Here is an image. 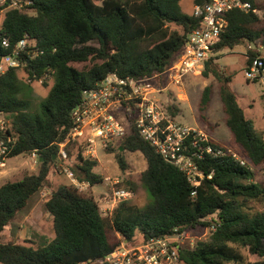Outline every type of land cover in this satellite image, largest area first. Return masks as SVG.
Listing matches in <instances>:
<instances>
[{
  "label": "trees",
  "instance_id": "16d2710c",
  "mask_svg": "<svg viewBox=\"0 0 264 264\" xmlns=\"http://www.w3.org/2000/svg\"><path fill=\"white\" fill-rule=\"evenodd\" d=\"M21 1L31 2L28 8L33 13L8 10L1 33L12 46L25 35L34 38L42 53L29 61L27 72L37 79L53 72L55 82L39 113L33 115L22 95L18 70L10 69L0 77V110L9 114L17 137L9 158L34 151L43 158L37 172L0 186V264H85L104 259L121 240L131 242L137 232L148 239L196 228L211 229L210 236L192 248L181 247L180 264H264V211L247 208L252 201L264 205V182H256L254 172L264 171V139L246 117L229 86L231 79L218 63L224 50L264 42V3L245 0L251 3V10L227 13L216 56L205 63L201 73L220 83L219 96L231 132L228 142L215 145L230 149L246 165L231 154L207 156L201 168L206 174L213 173L212 179H206L192 197L193 188L183 172L164 160L132 127L126 138L106 152L114 156L122 172L129 169L125 152L144 156L147 168L139 179L153 203L140 208L124 202L106 219L90 191L61 185L43 198L44 208L53 218L55 237L34 247L32 241L3 242L2 233L35 194L52 188L50 174L59 145L73 129L72 111L82 101L83 91L112 73L136 80L159 76V84L164 86L167 79L160 77L179 58L188 34L201 27L202 19L183 12L181 0ZM210 1L192 0V5ZM7 53L0 46V56ZM249 62L246 59V65ZM211 97L208 85L202 91L197 116L206 132L210 125L205 112ZM169 111L176 113L174 106ZM74 145L76 154L70 156L75 160L72 169L76 176L100 184L103 177L95 171L98 162L84 158V147L76 142H69L67 149ZM125 183L135 191L129 179Z\"/></svg>",
  "mask_w": 264,
  "mask_h": 264
},
{
  "label": "built area",
  "instance_id": "2783aa9c",
  "mask_svg": "<svg viewBox=\"0 0 264 264\" xmlns=\"http://www.w3.org/2000/svg\"><path fill=\"white\" fill-rule=\"evenodd\" d=\"M31 2L21 0H0V46L9 53L0 56V77L8 70H23L27 83L43 84L53 75L46 72L38 79L27 72L29 61L42 53L37 41L25 35L14 46L9 38L3 36L2 29L6 12L18 9L32 14L28 8ZM234 9L249 11L250 2L245 0H211L204 5H194L192 13L202 19V25L188 34L187 42L179 58L168 68L167 83L159 84V76L136 80L109 74L95 87L83 91L82 101L72 111L73 129L67 140L59 145L55 167L64 174L79 192H89L93 187L89 181H81L70 165L72 159L67 144L76 142L84 147L83 157L100 163L97 148L103 151L117 144L135 127L141 138L155 148L166 161L176 166L185 175L193 188L192 197L206 179L201 161L207 156L218 157L231 154L241 165H246L230 149L216 146L211 135L205 130L186 125L169 111V105L158 95L170 96V87L182 91L184 76H198L207 61L216 56V45L227 26L226 15ZM256 13L260 11L254 10ZM252 53L254 56H249ZM246 65L244 76L248 81L264 82V42L258 40L246 46ZM17 137L13 131L9 114L0 110V171L7 167ZM33 166H38L40 157L36 151L29 155ZM120 176H105L102 183L106 190L96 203L102 217L111 218L116 208L131 199L134 191L121 185ZM191 230L174 232L170 235L134 238L131 242L121 240L120 246L104 259L85 264H178V250L181 247H194L196 239Z\"/></svg>",
  "mask_w": 264,
  "mask_h": 264
},
{
  "label": "rangeland",
  "instance_id": "374dc122",
  "mask_svg": "<svg viewBox=\"0 0 264 264\" xmlns=\"http://www.w3.org/2000/svg\"><path fill=\"white\" fill-rule=\"evenodd\" d=\"M260 4L264 3V0H258ZM180 6L183 12L191 14L193 11L192 0H181ZM258 14H262L261 11ZM173 30L177 29L176 27H171ZM246 46L240 45L235 47L233 50H224L220 53L218 63L220 64L221 70L226 77L231 79L230 88L236 93L237 100L244 110L246 117L252 120L254 127L258 135L264 139V82H252L246 80L244 76V70L246 67V57H245ZM18 75L20 81L23 83L22 95L25 99L29 101L28 111L36 115L39 113V107L41 103L46 99L48 93L55 82L54 75H51L43 84L37 82L27 83L26 74L23 70H18ZM166 78V74L160 77L161 80ZM211 85L212 87V97L210 104L205 112L208 120V130L212 136L220 140L222 143H226L230 139L231 132L226 126V115L223 110V103L219 96V87L220 83L213 78L206 79L201 74L194 76L188 74L184 76L182 82V91L175 92L177 89L175 87H170V90L175 94L167 97L164 95H158L163 102L168 103L169 105L175 106L176 111L178 109L179 121L184 124H197L201 128L203 126L199 123L198 120V105L201 99L203 89ZM184 92V93H183ZM182 93V94H181ZM181 96H180V95ZM179 95V96H178ZM205 130V129H204ZM206 131V130H205ZM208 132V133H209ZM75 148V149H74ZM98 158L100 163H98L95 171L101 176L110 175L118 176L117 174L121 173V170L117 163L115 162L114 156L107 154L106 151H103L100 147L97 148ZM68 153L71 155L76 154V145L72 148H68ZM125 157L127 159L130 173L129 180L133 183L135 187L134 195L127 202L136 205L140 208L147 207L153 203V199L150 194L145 190L142 185L139 176L147 168V163L144 156L140 152H125ZM75 162L74 158L70 160V165ZM75 165V163H74ZM38 166H33L32 160L27 154H20L9 159L7 162V167L0 171V186L7 182H15L22 179L26 174L37 172ZM255 181L264 182V171L255 169ZM50 180L52 182L51 189H44L42 192L51 193L52 190H57L61 185L66 184V178L62 173L55 172V169L52 168L50 174ZM121 185L126 187L125 180L122 181ZM95 192H100L104 189L103 183L97 184L95 187ZM40 195V192L35 194ZM34 195V196H35ZM43 207V210H37L36 216L33 219L34 224L39 227V230L33 229L32 231H37V234L33 236L32 245L37 247L38 245H44L49 241L53 240L54 237H51V232L54 229L52 221L43 218L46 214L43 201L40 204ZM248 210L251 212L264 211V205L257 202H248ZM50 215V214H49ZM51 216V215H50ZM108 218V217H104ZM53 219V218H52ZM110 219V218H108ZM40 227L42 230L40 231ZM55 233V232H54ZM211 229L208 228H196L190 231V234L196 239L206 240L209 238ZM13 233L12 240L5 239L2 236V241L10 240L17 242L16 236ZM136 239H140L141 235L139 232L135 235ZM23 243L22 241H18ZM258 259L257 257L254 258ZM180 264V263H178Z\"/></svg>",
  "mask_w": 264,
  "mask_h": 264
},
{
  "label": "crops",
  "instance_id": "0c3cea01",
  "mask_svg": "<svg viewBox=\"0 0 264 264\" xmlns=\"http://www.w3.org/2000/svg\"><path fill=\"white\" fill-rule=\"evenodd\" d=\"M177 89V91L175 92L176 94H178L177 92L178 91H181L180 89H178V88H176ZM182 89H184V88H182ZM174 92H172L171 90H170V95H173V94H175ZM184 93V92H183ZM182 94V93H181ZM180 95V94H179ZM178 95V96H179ZM181 96V95H180ZM174 108L176 109L177 107H175L174 106ZM176 113H175V115L177 116V119H179V117L180 116H178V114H179V112H178V109H177V111H175ZM186 125H190V126H194V127H198V128H201L199 125H197V124H193V125H191V124H186ZM201 129H203L204 130V128H201ZM209 134L211 135V133L209 132ZM211 137H212V139L215 141V142H217V143H219V144H221V145H224L225 143H222L220 140H218L217 138H215L214 136H212L211 135ZM119 144V143H118ZM117 144V145H118ZM53 168L55 169V172H57V173H60L58 170H57V168L55 167V164L53 165ZM64 175V174H63ZM118 176H120L123 180H126V179H129V177L128 176H130V173L128 172V170L127 171H125V172H122L121 171V173H119V174H117ZM65 176V175H64ZM105 176H110V175H105ZM105 176H102L103 178L105 177ZM65 178H66V184H70V182H69V180L67 179V177L65 176ZM51 181V180H50ZM52 183V182H51ZM93 187L91 188V190H90V192L94 195V198L96 199V198H99L100 196H101V194H103L104 192H105V190H106V187H105V185L103 184V186H104V189L105 190H102V191H100V192H95V187H96V185H92ZM50 193H48V192H42V193H40V195L39 196H37V195H35V196H33L31 199H30V201H29V203H28V206L24 209V210H22V211H20L19 213H18V215H17V217L5 228V230L3 231V233H2V236L5 238V239H10V240H12V235H13V233H15V235L14 236H16V238H17V242L16 243H19L18 241H22V242H24V241H32L33 242V240L34 239H32L33 238V236L34 235H36L37 234V231H32L34 228L35 229H37V230H39V227L37 226V225H35L33 222H34V218H35V216H36V213H37V210H43V207H41L40 206V204L42 203V201H43V198L44 197H46L47 195H49ZM44 217L43 218H46L47 220H49V221H52V223H53V219H52V216H50L49 215V213H46V214H44L43 215ZM42 230V228L40 227V231ZM52 234H51V237H55V233H54V229L52 230V232H51ZM10 240H5L6 242H13V241H10Z\"/></svg>",
  "mask_w": 264,
  "mask_h": 264
},
{
  "label": "water",
  "instance_id": "95a60500",
  "mask_svg": "<svg viewBox=\"0 0 264 264\" xmlns=\"http://www.w3.org/2000/svg\"><path fill=\"white\" fill-rule=\"evenodd\" d=\"M123 149L121 148V151H122ZM43 161V158H40V162H42Z\"/></svg>",
  "mask_w": 264,
  "mask_h": 264
}]
</instances>
